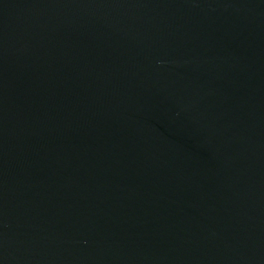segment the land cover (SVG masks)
I'll use <instances>...</instances> for the list:
<instances>
[{
	"label": "water",
	"instance_id": "obj_1",
	"mask_svg": "<svg viewBox=\"0 0 264 264\" xmlns=\"http://www.w3.org/2000/svg\"><path fill=\"white\" fill-rule=\"evenodd\" d=\"M0 264H264V0H0Z\"/></svg>",
	"mask_w": 264,
	"mask_h": 264
}]
</instances>
